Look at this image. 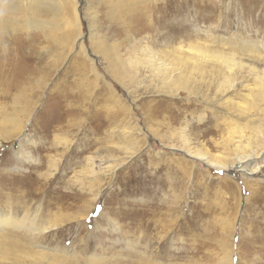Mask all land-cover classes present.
<instances>
[{
  "label": "rangeland",
  "instance_id": "obj_1",
  "mask_svg": "<svg viewBox=\"0 0 264 264\" xmlns=\"http://www.w3.org/2000/svg\"><path fill=\"white\" fill-rule=\"evenodd\" d=\"M79 1L89 58L74 47L72 0L37 8L36 20L58 26L46 28L47 35L26 31L23 16L15 38L0 33V49L29 44V60H17L26 72L20 89L11 67L2 69L8 82H0V121L16 116L21 126L8 139L4 131L0 136V214L52 223L63 216L56 228L21 240L20 255L42 252L64 264H219L233 253L234 264H264V167L256 175L249 168L217 171L171 148L203 153L209 161L232 155L238 135L229 151L218 144L235 115L226 99L239 101L246 91L221 92L210 78L177 94L155 81L145 64L139 71L124 67L137 80L130 83L113 73L104 55L116 51L125 63H143L147 50L162 56L173 44L196 40L226 50L222 40L264 43V0H159L148 6L137 0L116 9L110 0ZM170 28L177 31L173 44L163 36ZM256 60L242 62L262 71L264 60ZM247 71L238 77L244 84L252 80ZM97 203L103 214L90 218ZM10 251L0 264H14Z\"/></svg>",
  "mask_w": 264,
  "mask_h": 264
},
{
  "label": "bare ground",
  "instance_id": "obj_2",
  "mask_svg": "<svg viewBox=\"0 0 264 264\" xmlns=\"http://www.w3.org/2000/svg\"><path fill=\"white\" fill-rule=\"evenodd\" d=\"M49 1L50 0H0V33H11L13 34L12 37L15 38V36H17V34L21 32L23 28V24L20 22L22 16L25 18L23 22L26 31L40 30L41 32L45 33V35L48 34L46 32V28H49L50 32L54 31L55 28H58L57 25L52 26L50 22L39 21L35 19L37 8H45L46 2ZM134 1L137 0H110L109 3H112L111 5H113L112 7H114L113 9H116L117 7L130 8V6H133ZM142 1V5L148 6L149 4L151 5L154 2L157 3L159 0ZM72 2L75 5L74 11L76 15L75 21L77 25L74 47H78L80 51H82L86 55V57L89 58L88 51L85 48L84 44L85 34L82 31V25L80 21V1L72 0ZM113 9L111 10V12L114 14ZM61 24L62 22L59 26L62 27ZM176 34L177 31L173 28H170L168 29L166 35L164 33L163 36L165 38H168V40H171L173 44V42L177 40L175 37ZM207 43L208 41L200 40H196L194 42L191 41L187 43V45L177 44L174 46V44L171 45L170 43L171 46L167 47L164 50L162 56L156 55L155 53L150 52V50H147L146 52L148 59L146 62L142 60L143 63L140 62L141 59L139 61L126 59L127 63H125L116 51H113L115 52H112L113 54L105 52L104 55L109 59V66L111 67L113 73L118 74L119 77L127 79L130 83L136 82L137 80L133 76L134 73L128 74L126 72H123L124 67L129 64V68L138 70V68L144 67L145 64V67L147 66V68L152 72V76L154 77L155 81L159 82L165 89L170 87L175 88L177 94L179 93V91L181 92L183 90H186V85L191 82L204 83L206 79L210 78H213L218 82V86H221L219 89L221 92H226L230 89L236 90L238 87H242L246 92H243L241 90V94L237 95L241 98V100L235 101L232 98L226 99V103L229 104L228 106L230 107V111L233 110L235 115L230 116L227 121L228 137L219 143L217 142L220 146L225 147V149L228 150V148L232 147V145L234 144L235 135H238L239 142L235 144V151L232 152V155L225 156L221 153L216 155L212 161H209L207 155H202L203 153L194 154L191 151H187L183 148H171L173 151L183 152L187 157L191 159L205 161L207 167L216 169L217 171L226 172L231 170L235 172V170L237 169H242L244 170V172H246V169L249 168V170L251 171V175H256L258 171L264 167L261 166V164H264V68L262 69V71H259L260 69L258 70L257 66L250 65L246 67L247 65L245 66V64L242 62V59L247 56L248 58L253 57V59L255 58L259 61H263L264 50L259 51L258 46L261 45V47L264 48V43L250 42L246 40L229 42L222 40V44L224 46L229 45L230 49L228 50H226L225 47H223L224 49L222 47L218 48L216 46H210ZM28 47L29 44L25 43L20 48H16L14 50H6L4 48L0 49V72L2 74L0 75V82L5 81L3 79L4 76L7 75L2 73V69L5 66H8L11 67V70L13 72L11 73V77H13V81L15 82H13L14 87H17L18 89L21 88L20 80L25 77L26 72H23L19 68L17 60H22L24 58L29 60V56L25 55L26 52L29 51ZM97 47L98 49L102 50V46ZM113 49L111 48V50ZM20 56H23V58H20ZM14 58L17 59L15 60ZM164 58L170 59V62L172 63H167ZM92 65H94V61H92ZM245 69H248V73L246 74L250 75L252 78V80L250 79L251 83L249 84H244V82L239 80L238 78L240 73L243 74V72H245ZM136 75H138L137 71ZM7 82L8 81H5L3 84ZM225 85H227L226 89H224ZM14 99L18 100V97L16 96ZM241 119L244 121V123H241L239 121ZM8 122L12 125L11 130L3 128V125H6ZM20 126L21 121L19 117L16 116L4 121H0V136L2 137V135H4V137L6 138L10 137L20 130ZM127 130V133H130V129ZM2 131H4V133H2L1 135ZM247 131H249L248 134ZM181 133L183 134V136L185 135L184 132ZM1 146L2 144L0 142V148ZM128 149L132 152L135 151L131 147H128ZM253 163H255V165ZM252 164L254 165V167L251 170L250 165L252 167ZM94 172V168H92V173ZM60 219V223L63 222V216H60ZM60 223H52L49 221V219H45V217H42L39 220H37L36 217L33 219H19L16 217L14 218L13 213L5 210L2 214H0V256H2L6 251L11 250L9 252L11 256L10 259L14 264H64L65 260L61 259L62 257L59 258L58 256H56L55 254H58L56 252L53 254L56 257L52 258L45 257L42 252H39L37 254H29V252L25 250L27 252V256L23 257V254L20 255V251L17 250L20 249L19 244L21 240H34V237L37 234H44L47 229L51 227L56 228L60 225ZM12 247H15V249H17H14L13 251L11 249ZM2 257L5 256L3 255ZM26 257L27 259H25ZM233 259V253H230L229 258H225L224 262H221L219 264H234Z\"/></svg>",
  "mask_w": 264,
  "mask_h": 264
},
{
  "label": "snow or ice",
  "instance_id": "obj_3",
  "mask_svg": "<svg viewBox=\"0 0 264 264\" xmlns=\"http://www.w3.org/2000/svg\"><path fill=\"white\" fill-rule=\"evenodd\" d=\"M103 207L97 203V205L92 209L91 213H90V218H98L100 215L103 214ZM90 221H88V223H90ZM239 247V246H238Z\"/></svg>",
  "mask_w": 264,
  "mask_h": 264
}]
</instances>
